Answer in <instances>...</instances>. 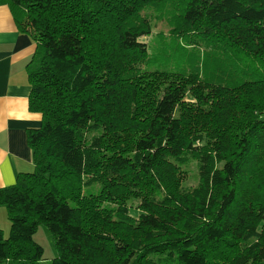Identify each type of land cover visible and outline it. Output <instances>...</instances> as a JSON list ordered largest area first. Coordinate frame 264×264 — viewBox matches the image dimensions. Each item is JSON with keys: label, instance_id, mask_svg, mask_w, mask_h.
I'll list each match as a JSON object with an SVG mask.
<instances>
[{"label": "trees", "instance_id": "obj_1", "mask_svg": "<svg viewBox=\"0 0 264 264\" xmlns=\"http://www.w3.org/2000/svg\"><path fill=\"white\" fill-rule=\"evenodd\" d=\"M3 4L37 43L42 123L34 169L0 188V264H44L40 225L51 264H264V0ZM150 8L182 58L142 39Z\"/></svg>", "mask_w": 264, "mask_h": 264}, {"label": "crops", "instance_id": "obj_2", "mask_svg": "<svg viewBox=\"0 0 264 264\" xmlns=\"http://www.w3.org/2000/svg\"><path fill=\"white\" fill-rule=\"evenodd\" d=\"M33 37L19 29L8 5H0V188L16 183L34 169L28 130L38 128L42 115L29 109L31 86L27 65L36 52ZM0 228L10 231L6 209L0 205Z\"/></svg>", "mask_w": 264, "mask_h": 264}, {"label": "rangeland", "instance_id": "obj_3", "mask_svg": "<svg viewBox=\"0 0 264 264\" xmlns=\"http://www.w3.org/2000/svg\"><path fill=\"white\" fill-rule=\"evenodd\" d=\"M182 7H183V4L180 5V9ZM147 11H148L149 15H151V17L154 19V20H152L154 28H153V32L150 35L145 36L142 39L148 43V46H149V49L151 52H155V53L158 52V50H156V48L163 47L165 43L167 44V48L163 49V51L165 52L166 50H170V52H173V51H171V46H168L169 40H170V37H169L170 26L167 22V19L161 18V17H155L156 13L153 11L152 8L147 9ZM201 45H202V43H201ZM174 55H175V53H174ZM175 57H176V59L182 58V56H178V55H175ZM162 60H164V57L161 54L157 57V60L155 61V64L152 67L153 68L158 67V66H160V67H165V66L173 67L175 65V61L165 62ZM188 168H189L190 174H189L187 181L185 183L187 185H194L197 183L194 165H190ZM5 234H6V236L8 235V233H5ZM34 240L36 242L40 243L44 247V250H45V252H44V257H45L44 264H51L52 259L58 255V251L56 249L54 239H53L48 227H46L45 225H40L37 232L34 235Z\"/></svg>", "mask_w": 264, "mask_h": 264}]
</instances>
